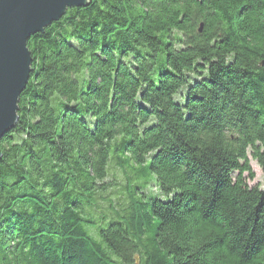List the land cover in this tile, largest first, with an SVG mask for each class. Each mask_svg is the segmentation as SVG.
<instances>
[{
    "label": "trees",
    "instance_id": "trees-1",
    "mask_svg": "<svg viewBox=\"0 0 264 264\" xmlns=\"http://www.w3.org/2000/svg\"><path fill=\"white\" fill-rule=\"evenodd\" d=\"M26 46L0 264H264V0H90Z\"/></svg>",
    "mask_w": 264,
    "mask_h": 264
},
{
    "label": "water",
    "instance_id": "water-1",
    "mask_svg": "<svg viewBox=\"0 0 264 264\" xmlns=\"http://www.w3.org/2000/svg\"><path fill=\"white\" fill-rule=\"evenodd\" d=\"M89 2L0 0V140L15 125L18 100L29 77L31 57L27 40L43 32L68 8L85 7Z\"/></svg>",
    "mask_w": 264,
    "mask_h": 264
},
{
    "label": "rangeland",
    "instance_id": "rangeland-1",
    "mask_svg": "<svg viewBox=\"0 0 264 264\" xmlns=\"http://www.w3.org/2000/svg\"><path fill=\"white\" fill-rule=\"evenodd\" d=\"M250 165L254 172V179L252 181L248 180V185L259 186L260 188H264V173L262 172L261 168L258 166L256 161L252 159H250ZM116 177L120 178V174L118 172H116Z\"/></svg>",
    "mask_w": 264,
    "mask_h": 264
}]
</instances>
